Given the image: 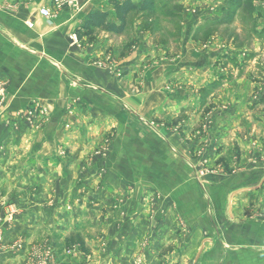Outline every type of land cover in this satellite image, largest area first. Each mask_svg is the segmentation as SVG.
I'll list each match as a JSON object with an SVG mask.
<instances>
[{
  "label": "crops",
  "instance_id": "crops-1",
  "mask_svg": "<svg viewBox=\"0 0 264 264\" xmlns=\"http://www.w3.org/2000/svg\"><path fill=\"white\" fill-rule=\"evenodd\" d=\"M191 1L190 8V1L185 2V17H191L192 28L211 20L221 2L206 0L207 7L200 14L194 7L195 3L199 6L198 0ZM258 5L264 10V3ZM107 7L108 0H76L75 6L58 10L53 7V0H0V85L4 86L3 93L0 92V144H3L0 152L3 197L0 198L9 197L7 193L14 188L23 194L11 198L23 215L5 236L8 246L0 252V264H14L15 260H18L16 264H27L29 240L49 239L55 232L54 237L64 236L61 226L58 227L60 221L53 218L55 212L51 209L58 200V192L72 188L70 182L66 186L59 182L61 174L65 177L70 172L58 168L55 152L57 145L65 140L61 129L67 123L84 129L81 136L90 147L107 143L108 150L100 158L99 167L92 166L94 169L87 174L99 172L102 193H131L135 198L130 200L131 205L139 209L148 202L140 199V193L158 190L168 194L167 207L172 203L181 206L183 201L186 207L187 178L191 172L195 187L206 195V205L212 201V210L206 214L222 247L213 248L217 256L228 257L227 264H264V135L250 140L236 137L237 131L250 125L246 119L236 118V107L232 106L237 94L232 92L227 96L226 103L219 99L221 104L209 119L211 128L228 124L234 130L238 146L243 145L239 168L234 163L230 165L234 168L232 180L224 184L221 178L213 179L211 199L197 174V166L189 160L186 142L173 128L165 126L169 120L187 112V105L193 101L189 85L207 82L210 75L206 62H215L222 55L214 48L220 41L215 40L206 53L203 48L189 51L195 47L188 38L189 29L182 39L185 49L179 62L184 67L178 73L169 70L162 74L152 69L140 77L148 37L140 32L138 24L129 37H119L115 43L104 32L88 40L84 23L87 15L93 11L105 12ZM41 9H47L51 17L41 16ZM111 18L114 21V15ZM76 35L79 40L72 41L71 37ZM228 58L238 57L228 54ZM192 63L196 65L194 69L188 67ZM168 80L178 82V86L167 91ZM234 83L229 88L234 90ZM261 93L264 97V87ZM31 110L35 111L33 121L26 115ZM41 110L45 116L36 114ZM225 140L224 136L213 138L211 145L221 146ZM177 177L179 184L172 189ZM88 186L94 190V184ZM233 191L234 218L228 223L226 234L220 228L222 201L219 199ZM177 192L179 201L175 199ZM103 200L106 206L113 201L116 206L123 204V199L113 200L110 194ZM14 239L23 242L18 251L11 247Z\"/></svg>",
  "mask_w": 264,
  "mask_h": 264
},
{
  "label": "rangeland",
  "instance_id": "rangeland-1",
  "mask_svg": "<svg viewBox=\"0 0 264 264\" xmlns=\"http://www.w3.org/2000/svg\"><path fill=\"white\" fill-rule=\"evenodd\" d=\"M54 1L55 9L63 7H56ZM110 1L108 0L109 7L105 12L108 20L112 21L111 17L114 12ZM132 1L138 2L139 0ZM189 1L188 8L193 3ZM205 1L198 0L199 6L194 4L200 14L204 12L203 8L207 7ZM185 2L186 0H158L156 9L150 16L141 12L130 13L127 17L126 29L120 35L88 26L86 29L89 34L88 40H93L96 34L104 32L114 41L119 37H129L138 24L140 32L148 37L146 40L148 46L144 54L146 59L141 62L140 77L144 75V72L152 69L162 74L169 70L178 73L182 67L179 62L181 52L185 49L182 39L187 34L192 40V45L195 46L190 47L189 51H201L203 48L206 53L215 40L220 41L219 46L214 48L220 50L222 55L215 62H210L211 60L206 62V70L210 75L207 82L200 84L197 82L194 86L190 84L193 101L187 105V112L184 116L177 115L165 124L173 128L177 135L186 142L189 160L197 166V174L204 182L206 194L211 199L213 179L221 178L220 181L224 184H227L229 179L232 180L234 171L232 163L236 169L239 168L241 149H243V145L238 146L234 138V130L228 124L216 128L210 127L209 119L215 115V108L221 104V101L218 104V100L227 102V96L235 92L237 97L232 107H236V118L246 119L247 123L250 122L253 126L248 124V128L237 131L236 137L250 140V138L264 135V97L261 93L264 87V10L258 5L263 2L253 1L237 9L231 0H221L217 5L216 15L214 14L211 20L203 21L200 26L193 28L194 22L191 17H185ZM75 5L76 0H73L70 5L64 6L73 7ZM185 19L188 21L186 22ZM84 23H88L86 19ZM72 37V41L79 40L78 35L74 37L75 40ZM228 54L238 58L230 59ZM195 66L193 63L188 65L189 68L193 67L192 69ZM215 67L218 71L214 69ZM139 80L141 82L142 79L139 78ZM234 80L239 81L240 84L234 83ZM192 81L194 79L190 80ZM176 83L178 82L171 83L168 80L165 83L167 84L166 90L175 89ZM233 83L236 85L234 90L231 88L234 87ZM3 87L1 84V93H3ZM229 102L233 104L231 97ZM36 114L46 115L42 110ZM26 115L33 121L35 111H28ZM159 121L164 123L161 117ZM184 121L185 123H181ZM29 125L35 128L32 123ZM61 130L65 135V140L57 145L55 150L59 158L58 168L67 170L70 174L65 177L61 174L59 182L65 186L70 182L72 188L65 192H58L56 195L58 200L51 210L55 212L53 218L60 221L58 227L61 226L64 236L60 234L54 237L56 232H52L54 234H51L49 239L29 240L27 264H219L223 261L227 264L228 257L222 254L217 256L216 250H213V248L222 247L217 233L213 231L211 222L207 219L206 213L207 210H212V201L210 200L209 206L206 205V195L195 187L191 172L187 178L186 207H184V201L181 206L172 203L170 207H167L165 202L168 200L167 193L148 190L140 193L142 201L148 199L147 205L136 209L131 205L130 200L133 198L131 193H102L99 189L102 183L98 179L99 172L87 175L90 169H94L92 166L99 167L100 158L108 150L107 143H97L90 147L86 141H83L81 135L84 129L78 124H64ZM219 136H224L225 142H221V146L213 144V147L212 139H217ZM2 151L3 144H0V152ZM219 174L220 176H216ZM174 181L172 189L174 185L179 184V177ZM89 184L95 185L94 190L91 191ZM258 185L256 188L260 186ZM106 194H110L113 200L123 199V204L116 206L113 201L106 206L107 203L103 200ZM234 194L235 191L229 196L226 193L219 199L222 201L220 203V228L226 234L229 229L228 223L234 218L232 214ZM7 195L9 197L5 198L6 193L4 192L5 199L0 198L2 233L0 247L8 246L5 242L6 237L13 231L23 215L22 209L11 201L12 196L23 197V194L14 188ZM0 196L3 197L2 193ZM175 199L180 200L178 192L175 194ZM218 212L219 209H216L217 215ZM9 215H14V217L7 223ZM47 227L49 226L46 225ZM40 230L42 232V229ZM45 233L48 234V232ZM13 241L11 245L13 249L18 251L23 247L22 241L18 239ZM226 241L224 240L225 243ZM207 249H210V252ZM239 258L245 257L239 256ZM16 263L18 260H15L14 264Z\"/></svg>",
  "mask_w": 264,
  "mask_h": 264
},
{
  "label": "trees",
  "instance_id": "trees-1",
  "mask_svg": "<svg viewBox=\"0 0 264 264\" xmlns=\"http://www.w3.org/2000/svg\"><path fill=\"white\" fill-rule=\"evenodd\" d=\"M158 0H139L134 2L132 0L116 1L111 0L115 21H109L108 15L104 11H93L87 15L85 25L91 28L99 29L115 35L122 34L127 26V17L132 12H141L146 16H150L156 9V3ZM253 1H260L264 3V0H231L237 9L240 6L251 4Z\"/></svg>",
  "mask_w": 264,
  "mask_h": 264
},
{
  "label": "built area",
  "instance_id": "built-area-1",
  "mask_svg": "<svg viewBox=\"0 0 264 264\" xmlns=\"http://www.w3.org/2000/svg\"><path fill=\"white\" fill-rule=\"evenodd\" d=\"M72 2H73V0H55L54 5L56 7H62L64 5H70ZM39 13L44 18H50L51 17V14L47 9H41ZM29 26H31V25L29 24ZM72 39L75 40L74 37H72ZM13 217H14V215H9L7 217L8 218L7 223H9ZM1 240H2V233H1V228H0V241ZM0 250H5V247L4 246L0 247Z\"/></svg>",
  "mask_w": 264,
  "mask_h": 264
}]
</instances>
